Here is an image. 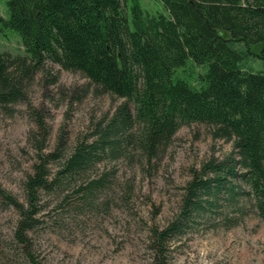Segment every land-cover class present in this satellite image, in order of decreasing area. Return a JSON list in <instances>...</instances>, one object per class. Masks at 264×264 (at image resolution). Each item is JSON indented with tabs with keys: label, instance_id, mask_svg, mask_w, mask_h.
<instances>
[{
	"label": "trees",
	"instance_id": "trees-1",
	"mask_svg": "<svg viewBox=\"0 0 264 264\" xmlns=\"http://www.w3.org/2000/svg\"><path fill=\"white\" fill-rule=\"evenodd\" d=\"M3 1L0 30L17 35L25 54H0V111L24 100L48 62L123 100L67 155L34 166L25 205L3 196L19 216L17 239L26 242L36 227L38 190L72 188L90 201L108 185L88 175L98 164L127 158L152 166L189 124L210 126L231 150L190 170L175 216L149 231L152 264H163L170 244L202 222L237 224L248 207L264 219V0H157V13L139 0ZM188 63L202 69L198 87L177 76ZM58 159L48 172L46 163Z\"/></svg>",
	"mask_w": 264,
	"mask_h": 264
},
{
	"label": "rangeland",
	"instance_id": "rangeland-1",
	"mask_svg": "<svg viewBox=\"0 0 264 264\" xmlns=\"http://www.w3.org/2000/svg\"><path fill=\"white\" fill-rule=\"evenodd\" d=\"M139 2L148 13L163 12L157 0ZM0 18H7L3 0ZM1 53L24 55L21 39L0 30ZM253 66L260 68L258 62ZM201 72L188 63L177 76L198 87ZM122 102L96 91L80 73L48 62L33 76L24 100L0 111V264H152L149 231L175 216L190 170L231 150V143L213 138L210 126H181L152 166L127 158L98 164L88 175L108 185L90 201L72 188L38 190L37 224L24 243L15 235L19 216L4 199L25 205L24 183L34 166L48 154L67 155ZM61 161H48L46 170L53 173ZM246 210L237 224L202 222L170 244L163 264H264V219Z\"/></svg>",
	"mask_w": 264,
	"mask_h": 264
}]
</instances>
